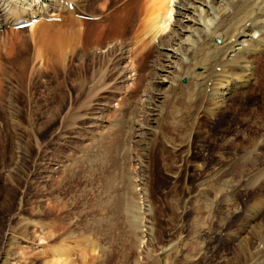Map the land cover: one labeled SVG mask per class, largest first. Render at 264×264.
I'll list each match as a JSON object with an SVG mask.
<instances>
[{
    "label": "rangeland",
    "instance_id": "1",
    "mask_svg": "<svg viewBox=\"0 0 264 264\" xmlns=\"http://www.w3.org/2000/svg\"><path fill=\"white\" fill-rule=\"evenodd\" d=\"M98 1H79L106 15L74 45L0 28V264H247L264 234L262 58L216 111L185 78L167 89L157 42L131 53L139 3ZM127 187L140 241L113 213Z\"/></svg>",
    "mask_w": 264,
    "mask_h": 264
},
{
    "label": "bare ground",
    "instance_id": "2",
    "mask_svg": "<svg viewBox=\"0 0 264 264\" xmlns=\"http://www.w3.org/2000/svg\"><path fill=\"white\" fill-rule=\"evenodd\" d=\"M79 1L0 0V28L7 25L14 27L21 22L30 23L29 28L33 32L39 31L43 39L60 45L66 38L74 45L83 29L100 23L106 15L91 13L89 15L94 23H88L82 16L87 15L85 7ZM135 2L139 3L143 19L142 24H136V28L128 32L133 44L131 53L145 50L149 44L156 42L159 49H166L163 58L168 64L160 69L166 72L167 89L185 78V84L194 94L208 93V101L217 111L228 98L252 82L254 72L261 63L260 58L264 62V0H128L125 5L134 7L132 4ZM125 5L116 6L108 14L118 17ZM57 13L65 14L62 20L59 19L58 24L61 25L50 21L57 17ZM54 27L60 28L51 32ZM162 38L166 46L160 44ZM217 38L220 40L217 41ZM158 113L155 107L152 108L149 114L152 123H157ZM145 129L151 131L153 128ZM132 192V187H127L124 196L114 203L113 213H121L140 241L145 232L142 229L145 227L144 214L136 201L128 199ZM247 229L249 232L256 231L253 225ZM261 234L259 232L260 237H254L251 243L247 264H264V234Z\"/></svg>",
    "mask_w": 264,
    "mask_h": 264
}]
</instances>
